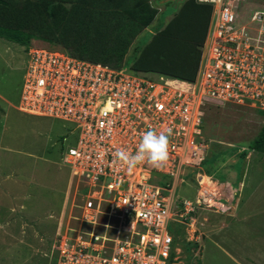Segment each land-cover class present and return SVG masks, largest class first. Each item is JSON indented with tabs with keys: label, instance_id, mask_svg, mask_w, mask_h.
Masks as SVG:
<instances>
[{
	"label": "built area",
	"instance_id": "built-area-1",
	"mask_svg": "<svg viewBox=\"0 0 264 264\" xmlns=\"http://www.w3.org/2000/svg\"><path fill=\"white\" fill-rule=\"evenodd\" d=\"M198 1L212 4L213 14L194 80L30 47L18 109L71 122L76 134L62 162L81 198L73 204L79 214L70 216L78 225L58 234L54 264H176L174 223L194 227L203 210L234 208L239 187L203 170L205 110L235 104L264 113V4ZM148 129L172 130L168 160L129 170L113 154L135 153ZM185 166L195 168L197 191L177 199ZM159 175L173 181L158 182Z\"/></svg>",
	"mask_w": 264,
	"mask_h": 264
},
{
	"label": "rangeland",
	"instance_id": "rangeland-1",
	"mask_svg": "<svg viewBox=\"0 0 264 264\" xmlns=\"http://www.w3.org/2000/svg\"><path fill=\"white\" fill-rule=\"evenodd\" d=\"M169 2L154 0L159 13L128 51L124 71L130 72L133 65L139 75L165 76L134 65V49L149 42L176 14L181 1ZM212 14L213 9L211 18ZM47 29L44 24L41 32ZM44 38L27 48L0 38V264H54L58 234L67 225H78L70 216L79 214L73 204L81 198H75L76 179L62 162L63 151L75 143L73 124L18 109L30 47L65 49ZM197 72L194 78H183L193 80ZM176 74L184 76L178 70ZM263 124L264 117L247 105L206 108L209 148L203 170L218 181L243 187L232 210L202 211L194 227L176 236L175 247L181 251L174 253L176 264H264V153L251 150L245 158L241 155ZM183 171L187 176L177 186V199L194 197L197 191L195 168L185 166ZM166 180L173 178H157Z\"/></svg>",
	"mask_w": 264,
	"mask_h": 264
},
{
	"label": "trees",
	"instance_id": "trees-1",
	"mask_svg": "<svg viewBox=\"0 0 264 264\" xmlns=\"http://www.w3.org/2000/svg\"><path fill=\"white\" fill-rule=\"evenodd\" d=\"M212 9L209 3L181 1L176 14L157 28L152 39L135 47L134 65L150 73L194 78ZM158 13L154 0H0V38L27 48L31 41L47 37L51 46H64L72 56L119 69ZM44 24L46 33L41 32ZM177 70L184 76L178 77ZM251 150L264 153V124L249 150L241 152L243 158Z\"/></svg>",
	"mask_w": 264,
	"mask_h": 264
},
{
	"label": "clouds",
	"instance_id": "clouds-1",
	"mask_svg": "<svg viewBox=\"0 0 264 264\" xmlns=\"http://www.w3.org/2000/svg\"><path fill=\"white\" fill-rule=\"evenodd\" d=\"M171 134V129H168L167 132H157L154 129H148L147 131L142 133L135 153H131L125 149H118L113 154L114 158L129 170H132L138 165L145 162L151 164L153 167L159 168L163 166L168 160V147ZM232 183L235 184L234 182ZM242 187L243 183H241L239 187L240 194L242 191Z\"/></svg>",
	"mask_w": 264,
	"mask_h": 264
},
{
	"label": "crops",
	"instance_id": "crops-1",
	"mask_svg": "<svg viewBox=\"0 0 264 264\" xmlns=\"http://www.w3.org/2000/svg\"><path fill=\"white\" fill-rule=\"evenodd\" d=\"M252 2L255 4V5H261V4H264V0L262 1V2H258L257 0L256 1H254V0H252ZM158 7V6H157ZM255 7V6H254ZM172 18V17H171ZM170 18V19H171ZM169 19V20H170ZM168 20V21H169ZM167 21V22H168ZM166 22V23H167ZM153 23V22H152ZM203 211H208V210H203ZM209 212H212V211H209ZM213 213H216V212H213ZM197 221H198V219H197ZM197 223V222H196ZM174 229H175V231H174V237L176 238V236H178V235H180L181 234V232L183 231V230H188L189 229V227H187L186 225H183V224H179V223H174Z\"/></svg>",
	"mask_w": 264,
	"mask_h": 264
},
{
	"label": "water",
	"instance_id": "water-1",
	"mask_svg": "<svg viewBox=\"0 0 264 264\" xmlns=\"http://www.w3.org/2000/svg\"><path fill=\"white\" fill-rule=\"evenodd\" d=\"M169 1H184V0H165V2H169Z\"/></svg>",
	"mask_w": 264,
	"mask_h": 264
}]
</instances>
